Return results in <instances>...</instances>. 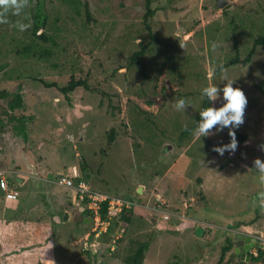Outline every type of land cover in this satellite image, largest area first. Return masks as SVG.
<instances>
[{"label":"rangeland","instance_id":"1","mask_svg":"<svg viewBox=\"0 0 264 264\" xmlns=\"http://www.w3.org/2000/svg\"><path fill=\"white\" fill-rule=\"evenodd\" d=\"M39 1L51 41L37 42L52 55L24 54L36 38L31 27L13 26L25 14L32 26L38 0L0 28V93L7 92L0 95V176L12 171L23 183L18 200L0 197V264H129L126 257L142 242L149 243L142 264H241L232 250L223 255V247L228 239L236 242L242 227L264 230L256 206L261 186L256 170H248L264 151L243 148L237 137L235 155L220 157L211 148L230 142L227 128L211 137L183 131L206 99L202 89L232 81L248 99L245 123L236 131L264 143V95L255 88L264 80V47L250 62L227 66L235 39L245 59L264 34V0H228L223 8L217 0H153L158 10L150 24L161 43L142 59L149 77L141 66H128L129 55L149 38L145 0H88L89 15L86 0ZM72 77L87 79L95 90L78 87L67 100L46 84L63 86ZM18 90L24 105L10 111ZM111 95L121 108L115 118ZM182 98L188 107L178 111ZM112 128L120 132L108 148ZM75 171L97 190L124 197L137 192L140 205L130 223L111 222L92 254L83 251L93 226L81 214L85 205L74 190L54 183V175ZM159 199L166 203L157 208L171 213L167 220L145 208ZM65 211L75 214L70 222L63 221ZM197 227L204 229L200 236Z\"/></svg>","mask_w":264,"mask_h":264},{"label":"trees","instance_id":"2","mask_svg":"<svg viewBox=\"0 0 264 264\" xmlns=\"http://www.w3.org/2000/svg\"><path fill=\"white\" fill-rule=\"evenodd\" d=\"M152 2L153 0H145V3L143 4V14L142 16L144 17V24L146 27V30L148 32V40H141L139 42V48L134 50L131 55H129L128 57V66H141L142 67V74L145 77H149V75L145 72V65L142 62V59L144 57L147 56V54L151 51L152 46L154 44L157 43H161V40L159 39V37L153 32L152 26L150 24V20L155 16L156 12H157V8H153L152 7ZM38 7L37 9L34 11V13L32 14V26H31V33L33 34V36H35L36 39H34L35 43H32L30 46L26 45V47H24L23 49V53L26 55H35V56H39L40 57H44L46 58L49 55H52L51 50H48L50 48L44 46V48H41V44L37 42L38 40H43L42 43L44 42H49L51 41L50 37L47 35L46 31H44L45 26L47 25L48 22V17L46 12H44L42 10L43 7V3L41 1L38 0L37 2ZM86 7H87V13L88 15L90 14V6H89V2L88 0H86ZM234 23V21H233ZM3 24H0V28L2 27ZM260 46L264 47V34H259L255 40H254V45L253 48L251 49L249 55L245 58L242 59L241 55H240V48L238 45V40L235 39V51L236 54L235 56L229 61V63L227 64V66H232L234 64L237 63H248L252 60L254 53L256 52V49ZM48 86L51 87H55L57 88L61 93L64 94V96H66L67 100L69 99V94L72 93L73 91H75L78 87H84L88 90H95L93 89V87H91V85L88 83L87 79H76L75 77H72L66 85L60 86L58 85V83L53 82V83H46ZM46 85V86H47ZM255 88L262 94L264 95V80L259 81L258 83L255 84ZM7 92L6 91H2L0 93L1 96L6 95ZM109 102H110V111L109 113L112 114L111 118H115L116 114L118 112H120L121 108L119 105H117L114 102L113 96L111 95L109 98ZM24 105V100H23V96L20 92V90L16 91L15 94H13V99L9 102V110L10 111H15L16 109L22 108ZM210 106L209 102L207 99H205L202 102V106L201 109L204 107ZM200 109V111H201ZM140 112L145 113L144 110H140ZM15 117L11 116L9 119H14ZM25 119V117H21L18 118V120H20L21 122H23ZM200 119L199 117V113L198 115L195 116L194 122L190 127H187L186 130L183 131V135H188L190 134V132L195 129L197 121ZM126 126V124H124ZM14 128L17 132L23 133L24 135H26V133L24 132L25 130L23 128H21L19 125H14ZM118 129L116 128H112L108 133H107V137H108V148H111L114 140L117 138L118 136ZM120 132V131H119ZM237 137L239 139H242V142L244 144L243 148H250L253 150H259L258 148V143H254L252 141H250L248 139V135H243L241 134L239 131H236ZM245 142H248L247 145ZM260 152H262L261 150H259ZM83 168H86V165L83 164ZM61 174H56L54 175V179L60 177ZM84 178V177H82ZM85 179V178H84ZM201 180V179H200ZM108 192V191H105ZM110 193V192H109ZM137 193V192H136ZM136 193L134 194H124L126 197L136 200V198L134 197L135 195H137ZM116 195V194H115ZM117 195H121V194H117ZM123 196V195H122ZM20 198V197H19ZM18 200V199H16ZM73 206L70 204L68 206V208L70 209V207ZM86 210V209H85ZM136 208H131L130 210L126 209L119 217H116L115 219H119L122 220L125 224H128L132 221L133 217L136 214ZM81 214H83L84 218H88L89 214L88 211H83ZM102 214L103 216H105L106 214V207L104 206V209L102 210ZM15 217H18V214L15 215ZM117 223V221H113V224ZM112 227V226H111ZM111 227H109L108 230L111 229ZM241 230H243V227L241 228ZM244 231V230H243ZM263 229L259 228L256 229L255 232H262ZM148 246L149 243L147 242H142L138 248L133 251L132 253H130L125 261L129 264H142L143 260H144V256L146 251L148 250ZM234 247H235V240H231L228 239V243L227 245H225V247H223V255H225L227 252L231 251L233 252L234 256H238L235 251H234ZM108 250H111L110 247H108ZM84 252L86 253H91V251L89 250H84ZM263 257V253L259 256V257H255L254 255H252L250 261L247 263L245 260H240L241 264H251L256 260H260Z\"/></svg>","mask_w":264,"mask_h":264},{"label":"clouds","instance_id":"3","mask_svg":"<svg viewBox=\"0 0 264 264\" xmlns=\"http://www.w3.org/2000/svg\"><path fill=\"white\" fill-rule=\"evenodd\" d=\"M28 7L29 0H0V24H9L8 17L10 14L20 17ZM24 20H29V22L25 23L23 22ZM13 26L17 27L21 32L26 31L31 27L30 18L25 14ZM233 85L234 82L226 81L222 89L211 84L202 89L201 95L208 100L210 106L201 109L199 112L200 119L197 121L192 133L195 137H211L223 132L227 128L230 142L213 145L211 148V151L217 153L220 157H223L226 152L229 155H235L239 148L236 130L245 123L248 99L239 87H234ZM218 100H221L220 107L215 106ZM174 107L178 111L184 110L188 107V103L182 98L176 101ZM245 143L247 145L248 142ZM258 148L264 151V143L259 144ZM251 169L256 170L258 183L261 186L256 206L264 213V159L256 157L252 161V167L248 168V170Z\"/></svg>","mask_w":264,"mask_h":264},{"label":"built area","instance_id":"4","mask_svg":"<svg viewBox=\"0 0 264 264\" xmlns=\"http://www.w3.org/2000/svg\"><path fill=\"white\" fill-rule=\"evenodd\" d=\"M10 176L13 177L12 182L8 180ZM54 183L67 189L74 190L76 200L85 205L89 214L88 218L90 222L92 221L93 226L89 231L90 233L84 238V250H89L91 252L94 250L92 247L97 245L94 241H97L102 233L109 229L111 222L115 220L117 223L119 222L118 219H115L116 217H119L126 209L130 210L131 208L140 206L139 203L128 197L93 188L77 171L61 174L60 177L54 179ZM18 186L16 175L12 174V171L0 176V194L2 198L6 197L9 200L18 199L20 196ZM165 203L166 201L159 199V202L151 207H144L152 210V212L157 215L159 214L161 217L163 216L162 218L167 220L170 218L171 213L164 209L157 208V206H161ZM104 206L106 207L105 216L102 214ZM249 235L260 243V247H252L250 249L249 261L252 255L259 257L263 253V257L260 260H256L251 264H264V230L262 232L250 233Z\"/></svg>","mask_w":264,"mask_h":264},{"label":"water","instance_id":"5","mask_svg":"<svg viewBox=\"0 0 264 264\" xmlns=\"http://www.w3.org/2000/svg\"><path fill=\"white\" fill-rule=\"evenodd\" d=\"M228 0H217V6L220 8L225 7L228 4ZM10 182L13 181V177H8ZM139 193H142V189H138ZM73 218V212L65 211L63 221L70 222ZM86 222H89V219H86ZM204 232L202 227H197L196 235L200 236ZM250 233H246L240 229L236 235V242H235V253L243 260L249 261L250 254L249 251L252 247H260L259 241H256L254 237L249 235Z\"/></svg>","mask_w":264,"mask_h":264},{"label":"crops","instance_id":"6","mask_svg":"<svg viewBox=\"0 0 264 264\" xmlns=\"http://www.w3.org/2000/svg\"><path fill=\"white\" fill-rule=\"evenodd\" d=\"M16 180H18V183H21L20 182V179L18 178V177H16ZM21 184H23V183H21ZM71 190V189H70ZM72 212V211H71ZM75 216V214H74V212H73V217Z\"/></svg>","mask_w":264,"mask_h":264}]
</instances>
